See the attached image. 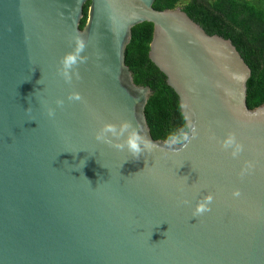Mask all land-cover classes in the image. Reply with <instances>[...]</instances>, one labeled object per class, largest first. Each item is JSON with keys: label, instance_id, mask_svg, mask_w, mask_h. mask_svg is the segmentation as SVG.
I'll return each mask as SVG.
<instances>
[{"label": "water", "instance_id": "95a60500", "mask_svg": "<svg viewBox=\"0 0 264 264\" xmlns=\"http://www.w3.org/2000/svg\"><path fill=\"white\" fill-rule=\"evenodd\" d=\"M153 2L0 0V264H264V103L247 106L251 69L229 38ZM144 21L147 56L198 133L178 152L152 138V90L125 63ZM76 35L88 59L68 83L58 69ZM124 120L156 147L134 159L96 140ZM232 133L235 158L222 146ZM209 192L212 210L193 217Z\"/></svg>", "mask_w": 264, "mask_h": 264}, {"label": "trees", "instance_id": "16d2710c", "mask_svg": "<svg viewBox=\"0 0 264 264\" xmlns=\"http://www.w3.org/2000/svg\"><path fill=\"white\" fill-rule=\"evenodd\" d=\"M88 5L89 1L83 7L80 28L86 21ZM152 6L158 10L180 6L208 34L229 38L251 69L248 108L264 103V0H154ZM152 27L151 22L144 21L131 28L125 63L134 83L148 85L152 90L144 108L152 138L168 140L185 132L186 125L177 94L147 56Z\"/></svg>", "mask_w": 264, "mask_h": 264}, {"label": "clouds", "instance_id": "9594fccd", "mask_svg": "<svg viewBox=\"0 0 264 264\" xmlns=\"http://www.w3.org/2000/svg\"><path fill=\"white\" fill-rule=\"evenodd\" d=\"M75 42L74 50L66 53L61 59V68L58 69L60 75L64 78V80L68 83L72 82L73 79V69H76L75 76L77 79H80V73L78 71V65L80 63H84L87 61L88 57L81 55L87 45L86 40L80 36L76 35L73 37ZM68 99L70 101H82L83 97L79 91H73L69 94ZM56 104L58 106L64 105L63 99H57ZM30 110V108L28 109ZM47 114L50 118L55 117L56 110L55 108L49 107L47 109ZM191 128V137L190 133L182 132L179 136L173 135L168 139V146L171 148L173 145L176 147L172 150L174 152H178L183 148L187 147L185 141L191 142V138H195L198 134L194 124H190ZM125 139H121L125 137ZM113 137L115 139H113ZM96 140L106 143L109 146L123 151L125 148L131 153L134 159H139L142 154L145 152H151L153 148L156 147L150 140H148L145 136H143L138 129L133 126L131 121L124 120L120 124H116L113 122H106L102 126V128L96 132ZM222 146L225 149H232L231 155L235 158L240 155V153L244 150V145L239 142L234 133L229 134L222 142ZM253 165L251 162L247 163V166L241 170V176H243ZM187 179V177H185ZM241 190L239 188L234 189L232 195L233 197L239 198L241 196ZM214 200V194L209 192L202 199H200L194 209L193 217H199L206 212H210L212 202Z\"/></svg>", "mask_w": 264, "mask_h": 264}]
</instances>
